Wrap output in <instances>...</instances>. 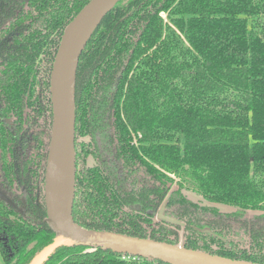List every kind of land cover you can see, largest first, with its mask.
<instances>
[{
	"label": "trees",
	"instance_id": "obj_1",
	"mask_svg": "<svg viewBox=\"0 0 264 264\" xmlns=\"http://www.w3.org/2000/svg\"><path fill=\"white\" fill-rule=\"evenodd\" d=\"M89 1L0 0L4 264H28L56 238L44 203L50 74ZM75 158L78 226L264 264V0H120L79 59ZM187 185L234 211L194 202ZM163 204L179 225L158 220ZM44 264L166 263L61 246Z\"/></svg>",
	"mask_w": 264,
	"mask_h": 264
},
{
	"label": "water",
	"instance_id": "obj_2",
	"mask_svg": "<svg viewBox=\"0 0 264 264\" xmlns=\"http://www.w3.org/2000/svg\"><path fill=\"white\" fill-rule=\"evenodd\" d=\"M120 0H90L66 26L50 74L52 126L44 175L46 222L56 235L28 264H44L61 246L101 247L117 254L161 261L166 264H256L231 260L151 239L78 226L72 216L75 196V79L80 56L103 18ZM0 199L10 200L0 190ZM157 218L180 223L164 214Z\"/></svg>",
	"mask_w": 264,
	"mask_h": 264
},
{
	"label": "rangeland",
	"instance_id": "obj_3",
	"mask_svg": "<svg viewBox=\"0 0 264 264\" xmlns=\"http://www.w3.org/2000/svg\"><path fill=\"white\" fill-rule=\"evenodd\" d=\"M165 17V15H164ZM106 132H104V130L102 131V133L98 134L96 136V140H97V144L100 148V150L103 152V154H105L107 156V160L109 163H111L110 159H111V156H110V153L108 151V143H107V136L105 134ZM90 164L91 161H89ZM186 194L194 201V202H197V203H201V204H206V205H213L215 207H217L220 211H223V212H231V211H234V209L232 207H228V206H225V205H221V204H210V203H206L202 197H200L198 195V193L196 192V190L191 186V185H187L186 187ZM248 214L250 215H255V214H261L259 211H249ZM91 251V250H90ZM0 264H4L1 257H0Z\"/></svg>",
	"mask_w": 264,
	"mask_h": 264
},
{
	"label": "built area",
	"instance_id": "obj_4",
	"mask_svg": "<svg viewBox=\"0 0 264 264\" xmlns=\"http://www.w3.org/2000/svg\"><path fill=\"white\" fill-rule=\"evenodd\" d=\"M163 17H164V15H163Z\"/></svg>",
	"mask_w": 264,
	"mask_h": 264
},
{
	"label": "flooded vegetation",
	"instance_id": "obj_5",
	"mask_svg": "<svg viewBox=\"0 0 264 264\" xmlns=\"http://www.w3.org/2000/svg\"><path fill=\"white\" fill-rule=\"evenodd\" d=\"M2 25V24H1ZM52 109V108H51Z\"/></svg>",
	"mask_w": 264,
	"mask_h": 264
}]
</instances>
